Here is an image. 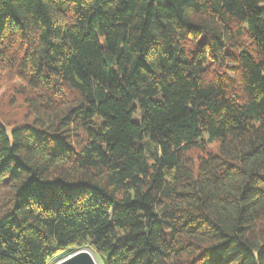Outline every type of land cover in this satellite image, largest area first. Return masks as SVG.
Returning <instances> with one entry per match:
<instances>
[{
    "label": "trees",
    "instance_id": "trees-1",
    "mask_svg": "<svg viewBox=\"0 0 264 264\" xmlns=\"http://www.w3.org/2000/svg\"><path fill=\"white\" fill-rule=\"evenodd\" d=\"M8 82L0 264H264V0H0Z\"/></svg>",
    "mask_w": 264,
    "mask_h": 264
},
{
    "label": "water",
    "instance_id": "water-1",
    "mask_svg": "<svg viewBox=\"0 0 264 264\" xmlns=\"http://www.w3.org/2000/svg\"><path fill=\"white\" fill-rule=\"evenodd\" d=\"M55 264H100V263L89 248H81L59 259Z\"/></svg>",
    "mask_w": 264,
    "mask_h": 264
},
{
    "label": "rangeland",
    "instance_id": "rangeland-1",
    "mask_svg": "<svg viewBox=\"0 0 264 264\" xmlns=\"http://www.w3.org/2000/svg\"><path fill=\"white\" fill-rule=\"evenodd\" d=\"M9 83H10V82H8V84H6V83H3V84H2L1 89H0V94H3V93H5V92H7V90H8L7 87L10 86ZM140 118H141V117H140V114H139V115H135V120H136V121L140 122V121H141ZM60 256H61V254L55 255V256H53V257H50V258L48 259V264H55V263H56L55 261H57V260H58L57 258H59ZM56 259H57V260H56Z\"/></svg>",
    "mask_w": 264,
    "mask_h": 264
}]
</instances>
